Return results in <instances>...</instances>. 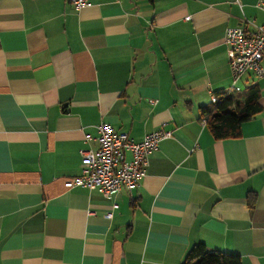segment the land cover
<instances>
[{
    "label": "crops",
    "instance_id": "obj_1",
    "mask_svg": "<svg viewBox=\"0 0 264 264\" xmlns=\"http://www.w3.org/2000/svg\"><path fill=\"white\" fill-rule=\"evenodd\" d=\"M259 1L0 0V264H182L198 243L264 264V76L237 82L261 105L239 137L200 117ZM102 122L172 131L131 191L68 184Z\"/></svg>",
    "mask_w": 264,
    "mask_h": 264
},
{
    "label": "built area",
    "instance_id": "obj_2",
    "mask_svg": "<svg viewBox=\"0 0 264 264\" xmlns=\"http://www.w3.org/2000/svg\"><path fill=\"white\" fill-rule=\"evenodd\" d=\"M69 1L77 11L92 5V0ZM259 6L264 10V0L259 1ZM225 43L231 52L233 83L230 89L240 90L237 82L245 73L264 76V23L252 30L242 26L228 27ZM216 100L217 96L212 94L211 101ZM203 121L206 122V118ZM98 131V147L80 150L84 167L81 174L70 179L68 184L98 188L106 196L139 187L146 174L149 155L158 148L161 140L172 136L170 130L157 129L136 141L128 133L116 131L107 122L99 124ZM127 153L130 158L126 157Z\"/></svg>",
    "mask_w": 264,
    "mask_h": 264
},
{
    "label": "trees",
    "instance_id": "obj_3",
    "mask_svg": "<svg viewBox=\"0 0 264 264\" xmlns=\"http://www.w3.org/2000/svg\"><path fill=\"white\" fill-rule=\"evenodd\" d=\"M216 96V101L200 107V117L206 118L205 123L216 139L239 137L242 124L261 111L260 91L255 86L239 91L230 89ZM255 202L256 197H251L250 205ZM182 264H242V259L240 255L211 251L204 243H198L190 248Z\"/></svg>",
    "mask_w": 264,
    "mask_h": 264
},
{
    "label": "rangeland",
    "instance_id": "obj_4",
    "mask_svg": "<svg viewBox=\"0 0 264 264\" xmlns=\"http://www.w3.org/2000/svg\"><path fill=\"white\" fill-rule=\"evenodd\" d=\"M237 85L240 86V87H242L243 90L245 89L241 82L238 83Z\"/></svg>",
    "mask_w": 264,
    "mask_h": 264
}]
</instances>
